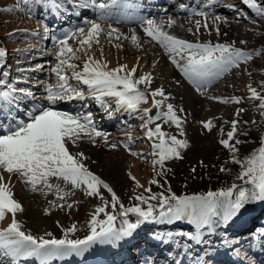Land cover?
I'll use <instances>...</instances> for the list:
<instances>
[{
    "label": "snow or ice",
    "instance_id": "obj_1",
    "mask_svg": "<svg viewBox=\"0 0 264 264\" xmlns=\"http://www.w3.org/2000/svg\"><path fill=\"white\" fill-rule=\"evenodd\" d=\"M50 3L54 8L59 7L57 0H50ZM111 3L115 4L116 0H111ZM244 3L264 15V6H261L257 0H244ZM80 6L94 8L99 11L101 18H109L108 13L100 11L108 9L109 3H98L97 0H80ZM128 6L131 7L132 5L129 4ZM4 10L11 11L12 9L6 8ZM200 15H204V13H200ZM85 23L89 25L87 31L83 27H78L74 33H66L62 39H58L56 36L51 37L59 45L55 52L58 63L52 68V71L56 73L60 83L55 89L51 85L48 87L46 100L49 106L36 104L26 113L25 119H16L8 124H0V221H3L8 214H11L12 217L11 222L6 227L0 228V256L10 258L12 264H17L18 261L31 257H36L41 260L42 264H47L52 258L83 254L89 246L97 241L115 243L132 237L134 231L147 221L171 223L187 219L196 226V231L185 235L190 240L201 243L202 230L206 226L207 230L211 232L212 226L217 220L227 223L234 218L238 219L243 215L247 204L253 201H264V137H261L259 147L245 157L243 161L233 156V161L243 167L238 179L244 180V184H233L227 189L208 191L204 195L176 196L173 194L165 196L160 193L150 195L147 198L143 195H137L135 199L148 204L147 209L145 210L139 205L125 208L123 204H120L119 215L123 217V220L122 226L117 229L114 226L117 214L106 211V208L110 203L111 207L115 209L119 200L118 196L105 181L86 167L84 160L87 158L83 152L73 154L68 147L69 144L75 145L85 135L90 138L103 135L105 140L107 139L106 135L92 126L91 114L86 117L71 115L57 111L51 105L65 97L73 98L68 95L69 92L83 98V93L77 92L68 83L70 77L65 68L73 69L71 78L87 85L92 90V94H98L97 99H102L105 96L116 97L117 105L126 106L129 109H137L142 101L148 100L145 91L137 86L151 84V74L146 73L134 79L133 74L137 71L135 67L129 70L127 65H119L109 69L107 63H102L88 55L85 46L87 49H91L93 41L99 43V35L104 29L95 20H86ZM171 23L169 21V24ZM199 27L200 22L197 21V31ZM204 27H207L206 23ZM109 28L110 31L107 33L109 37L118 32V29L112 28L111 25ZM17 31L25 30L18 29ZM44 31L45 39H47L48 29L45 28ZM144 32L165 48L170 54L169 58L172 63L181 70L185 77L197 84L198 91L203 83L211 82V78L222 74L232 66H239L240 61L252 60L253 58L250 52L234 47L232 44L191 42L171 35L151 19L146 20ZM74 35L83 37L78 41L80 48L74 49L69 44L70 36ZM116 38L119 39V36ZM131 39L133 42L138 40L136 35H132ZM241 43L245 42L241 41ZM77 51H84V55L87 57L81 71H76L78 66L72 63L73 58L78 59L76 57ZM5 55L6 50L0 48V58L5 57ZM178 56L180 60L177 59ZM181 60L185 62L181 63ZM122 72L125 74L121 75ZM117 86L122 87L118 88ZM249 92L251 98L261 101L259 107L264 108V95H261L256 88L250 85ZM32 95V92L27 89L16 88L12 84H8L6 90H0V101L4 102V107L18 110V101L25 97H32ZM150 96L152 97V105L156 109H161V106L169 98L163 87L152 90ZM156 97L161 99H155ZM217 99L229 102V98ZM231 100L239 103L237 97H232ZM166 109V111L162 109L157 111L155 115H149L147 123L163 118L165 123L175 124L180 134L183 135V119L177 112H183L184 109L177 110L172 103H167ZM239 111H243V109ZM143 112L148 114L151 109L144 108ZM201 123L208 130H211L213 126L211 120ZM238 123V120L233 119L231 130L226 133L227 138L219 141L221 145L233 153L238 152L237 145L243 143L241 140L234 139L238 132ZM146 135L149 138L155 136L158 139V143L154 144V148L159 150L158 159H155L153 163L161 167L170 158H182L179 149L189 146L187 140L178 139L175 135L165 133L160 123H156L154 128H149ZM93 143H95L94 140ZM111 147L115 148L116 145H111ZM132 155H137V153L133 152ZM220 170L225 171L226 169L222 167ZM5 174H8V179H6ZM13 175L33 191L39 190V186L48 190L55 187L60 200H64L70 193L61 189L59 185H52L49 182L50 177L61 178L73 188L84 186L86 194L89 196L102 195L100 188L103 187L111 193V201H105L103 206L96 208L89 222L90 234L83 239H69L67 237V232L76 230L75 225L65 231L64 238L52 237L51 233L47 234L51 238L37 237L23 231L16 218V213L22 212L24 209L14 197L10 179ZM131 178L135 180V177ZM151 183L155 184L158 181L152 180ZM247 185H251V187ZM146 191L151 192V189H146ZM153 200L158 201V203L156 205L151 204L150 201ZM52 203L54 206L64 207L63 204L55 205V202ZM68 207L70 208L71 204ZM157 208L159 209L158 214H156ZM101 213H104L105 219H97ZM128 213L137 214L135 222H130L127 219Z\"/></svg>",
    "mask_w": 264,
    "mask_h": 264
},
{
    "label": "bare ground",
    "instance_id": "obj_2",
    "mask_svg": "<svg viewBox=\"0 0 264 264\" xmlns=\"http://www.w3.org/2000/svg\"><path fill=\"white\" fill-rule=\"evenodd\" d=\"M137 1L139 3H142L141 8L143 9L141 8L135 10L132 9V6L134 7L137 6L135 4V2ZM137 1L128 0V2H125L124 0H117L116 3L114 5H110L108 9L100 10L109 14V18L107 19L101 18L99 11L98 12L94 11V13L97 14V16L100 19H102V21L105 20L103 24H100L104 29L103 33L105 32L108 33V31H110L109 25H111L112 28L118 29V32L114 33L110 38L123 41L125 45L119 46L115 42L107 43L100 46L98 44H94V47L89 50V53H91V55H98L100 51H103L105 59H99V61H101L102 63H107V67L109 69L116 68L119 65H127V68L130 70L135 66H137L139 69H144L149 64L148 62L150 60L149 56L147 54H142L143 59L138 61L136 64L135 61H133V59H123L120 58L119 56L114 57L113 53H118L120 56L123 54L133 53L134 51L132 50V48L126 47L128 45H133L135 47L144 46V48L150 49L151 50L150 53L154 54V57L153 56L151 57L154 58V62H155V63L153 62L154 64H152L151 66L152 68H150V72L154 73L151 76L152 82L151 84H147V85L146 84L138 85L137 87L139 89H141L142 91H149L150 94L152 90L163 87V89L167 91V93H169L168 95L170 96V98L168 99V103H172L177 110L183 108L184 111L183 112L178 111L177 114L180 116L182 115L184 117L185 115H189V114L190 116L194 114L197 115L198 110H200L201 112V109H208V107L211 106L212 104L221 107L222 111L220 118L218 117L219 121L217 122L218 125L216 128V134L215 137H212L214 138L213 143L216 142V144L208 145V147H206L208 149H214V148L218 150L221 149V151L222 150L225 151L227 155L231 152L229 149L221 145L219 141L221 139L227 138L226 133L231 130V121L233 119L239 121L237 125L238 132L235 135L234 139L241 140L243 141V143H247L248 141L250 142L254 138V135L256 134L254 130L260 127L261 123L264 122L263 119L264 108L259 107L261 103L259 99L251 98V93L249 92V85L253 88H256L261 95H264V86L262 89L256 85L257 81L261 82L263 81L264 78H262L257 71H253L254 68H252L253 70H247L246 65L239 64V66H232L228 68L227 71L220 74L223 77L222 81H217V77L219 76L218 75L215 76L214 78H211V82L203 83L202 86L200 87V90L195 91L197 92L195 94L194 90L197 89V84L193 83L191 80L185 77L184 74L181 72V70L172 63L171 59L169 58L170 54L165 50V48L158 41L153 40L144 32V27L146 26V20L151 19L155 21L156 24L161 25L163 30L170 33L171 35L177 36L182 39L185 37H190L193 40L195 39V37H193L192 34L191 35L189 34L193 26L197 28V21L200 22V27L198 30L200 32H202L205 28V27L203 28L201 24H205V23L207 24L206 28H208L210 25H214V27H216V29H218L219 32H222L224 28L227 29L229 32L230 30H238L240 28V26L236 27V24L238 23L237 20L239 19L249 20V19L241 17L240 15L237 14L236 11L238 7L236 6V3L233 2V0H137ZM161 1H163L162 5L164 7H167V9H169L171 12L175 13L176 15L175 17L161 14V12L158 11L157 8H155L156 4H159V2ZM234 1L240 2L239 0H234ZM201 3H204L202 7H200ZM74 4H79V3H74ZM129 4H131L132 6L129 7L128 6ZM0 7L13 8L15 6L14 3H10L9 0H0ZM60 7H63L62 11L61 9L57 10L54 7H52V9H54V11L52 12L51 7H43L41 5L38 6L37 9L29 8L28 10H30L32 14L38 13L39 15H42V17L46 20L50 19L51 17L55 22H56V18L54 14H56L59 17L61 16L62 19L64 18L66 19L69 13L77 12L78 10V9L73 10L67 6H65L64 9V5H60ZM206 8L209 9V11H207ZM118 11L119 12L123 11L124 13L127 14L125 17H123L122 15H118L117 13H115ZM130 11H132V14H130V16L127 17ZM200 13H204V15H200ZM251 14L254 15L253 12H251ZM120 16H122L123 18ZM119 19L122 22H126L127 24L116 22L117 20L119 21ZM169 21H171L172 23L169 24ZM31 24H32L31 28L35 29L34 34L42 38L40 35L42 30L40 29V31H37L39 27H37L33 22H31ZM56 24L59 25L58 22ZM72 27L74 26H71L70 30L67 31L61 28L60 30L55 29L56 33L58 34L57 38L60 39V37L61 36L63 37L66 33H74L75 31H71V29H73ZM26 32L27 31H20V33L18 34H25ZM132 35L137 36L138 38L137 42L132 41L131 39ZM203 35L201 36L198 35V38L196 39L199 40L203 39L202 38ZM16 36H17L16 34L11 35V37H16ZM117 36H119V39L116 38ZM75 38L76 35L70 36L69 44L70 42H73ZM192 40L191 42H194ZM207 40L210 41V39L208 38ZM38 44L39 43H35V45ZM57 46L59 47L58 44ZM0 48L4 49L5 46H3V44L1 45L0 43ZM32 55H35V53L33 52ZM37 56H39V54H37ZM3 59L4 57L0 58V60ZM21 60H18V62ZM180 62L184 63L185 61L181 60ZM43 63L46 62L41 61L35 63V65H30L24 68L33 70L38 66L42 67ZM257 64H258L257 60L253 61V66H257ZM42 70L44 71V69ZM0 73H2V75L4 76L5 74H7V71L5 69H2ZM120 74L124 75L125 73L122 72ZM139 76L141 75L140 74L136 75L137 78H139ZM69 77H70L69 80H71L72 79L71 76ZM161 78L163 79L161 80ZM2 80L3 78L1 76L0 81ZM55 80H58V77L56 78L49 77L47 81H43L41 80V78H38L36 80L37 84H43V83L45 84L44 88L43 87L40 88L41 92H45V96L36 93L32 97V99L35 100L38 99L37 101L40 105L43 104L48 105V102L47 101L43 102L41 98H46L47 90L50 85L53 86L54 89L57 88L60 82L59 81L55 82ZM85 87H86V91H84L85 93L84 97L92 98V101L95 98L97 99L98 94H92V90L89 89L87 85H85ZM117 87L119 88L122 86H117ZM232 97L239 98V103L232 101L231 100ZM26 98L27 97L23 99L25 100ZM66 98L62 100H58L52 106L67 107L69 106V103L70 105L76 104L75 102L73 103V101L76 100L75 94L73 97L75 99L73 98L66 99ZM217 98H229V102H224L223 99H217ZM116 99H117L116 97H111V96H105L102 99H97L98 105L100 107L98 110H93L92 112L98 113L99 116L106 113V115H108V118L111 119L110 121L108 120L106 121L104 118H102L103 123L101 125V128L103 130L108 129L110 126L113 125V123L115 124L117 117L122 116L124 118L123 124L125 123V121L136 118V116H134L133 114V111H136L139 108L129 109L126 106L117 105ZM155 99H159V98L156 97ZM69 100L72 102H69ZM151 101H152V97L149 95L145 107L139 106L140 108H142L141 109L142 111L144 108L151 109V112L148 113L147 116L153 115L155 112L159 110L153 107ZM0 102H2L1 105L4 106L3 101ZM141 103L144 104L145 102L142 101ZM1 105H0V115L3 114V111L1 113V110L5 108L2 107ZM34 105L36 104L32 103V107ZM28 108L30 109V107ZM241 109H243V111H239ZM110 110H113V112H109ZM237 112H239V115H237ZM88 114H89L88 111L83 112V116H86ZM213 115H214L213 113L210 114V112H208L207 114H205V117H202V119L204 118L203 120L199 117L196 118L197 116H195V118L197 119L196 120L197 126L198 124L201 125V122L205 121V119L211 120L213 118ZM137 118L145 120L144 115L137 116ZM195 118L193 121H195ZM95 126L98 127L99 123L98 124L96 123ZM120 126L121 124L119 125V127ZM244 133H247V135H244ZM205 134L207 137L213 136L211 131L205 132ZM100 137L101 136H92L90 138L89 136L85 135L83 136L82 139L78 140L75 145L69 144L68 145L69 151L73 154L77 152H83L85 157L87 158L84 160V163L86 166H88L89 164L87 163V161L88 159H90L89 153H91L89 148V142ZM156 138L157 137L155 136L151 137L150 142L152 147L154 146V144H156ZM128 141H130V139H127V142ZM124 142H126V140ZM230 142H234V141H230ZM242 144H240V147ZM128 151L130 152V149H128V147L127 148L120 147L117 149L118 156L120 157L127 155ZM238 152L241 151L239 150ZM149 155L150 157H153L152 154ZM194 155L195 153L193 154V156ZM141 163H143L142 158H140L139 163H134L133 166L131 165L130 168L125 170L127 172V175L130 176V178L139 177L142 173L145 172L147 174H152L149 168L147 170H142L140 168ZM115 175H118L116 169H110L108 176L110 177ZM5 177L6 179H8V174H5ZM10 179H11V186L13 189L14 197L22 204L24 209L22 212L16 213V218L19 223L24 222L25 229L30 221L41 222L44 216V210H45V216H47L46 209L49 210L51 208L56 207L53 205L52 202H55V205H60L57 190L55 187H53L51 190H48L47 188H43V186H39V190L33 191L28 185L18 180L16 176L13 175L10 177ZM49 182L54 186L59 185V187L63 190L71 186L63 179L57 177H50ZM63 203H65V201L62 202V204ZM65 216L66 215L58 216V218H62L60 222V227L56 228L55 225L54 228L48 229V227L45 224V227L40 230L39 234L43 235L45 238H51L50 236L47 235L48 233H51L52 237L63 238V233H65L66 231L65 221L67 218H65ZM6 218H7L6 221H0V228L6 227L11 222V218H12L11 214H8ZM41 223L43 224L45 222H41ZM48 230L50 232H48ZM178 231L179 232L181 231L182 234H180ZM195 231H196V226L194 224H191L187 219L173 221L171 223L145 222L141 224L140 227L134 231L132 237L125 238L115 243H109L107 247L104 245L105 249L98 254H87V252H83V254L73 256V260L70 264H138L137 261L140 264H207V262H209L208 264H226V263L245 264L240 255H242L244 259L248 261L247 264H249L251 261H256L254 264L264 263V201H253L247 204L246 210L243 211V215H241V217L238 219L234 218L232 221H228L227 223H223L217 220V222L213 224L211 232L207 230V226H206L205 229L202 230L203 235H202L201 243H197L194 240H190L188 236L185 235L186 233L189 232L195 233ZM64 260L65 257L52 258L47 262V264H57L55 263L56 261L62 263ZM22 261L25 263H23ZM3 262L4 263L7 262V264H12L10 258L0 256V264H3ZM35 262H36V257H31V259L30 258L22 259L18 261L17 264H38ZM38 262L42 264L40 259Z\"/></svg>",
    "mask_w": 264,
    "mask_h": 264
},
{
    "label": "rangeland",
    "instance_id": "obj_3",
    "mask_svg": "<svg viewBox=\"0 0 264 264\" xmlns=\"http://www.w3.org/2000/svg\"><path fill=\"white\" fill-rule=\"evenodd\" d=\"M9 1L10 3H14L15 6L11 8L12 9L11 11H5L4 9L6 8L0 7V43L1 45L3 44V46H5L4 49L6 50V55L2 60V62H0V71L2 69H5L7 71V74L4 76L2 75V73H0V79L1 76L3 78L2 80L3 83L0 84V90H6V86L8 84H12L16 88L20 87L31 91L33 94L32 97L36 93L45 96V92H41L40 89L42 87L44 88L45 84L44 83L37 84L36 80L38 78H41V80L47 81L49 77L50 78L57 77L56 73L52 71V68L55 67V65L58 63V58L55 55V52L59 47L51 39L52 36L58 37V34L56 33L55 29L60 30V28H64L67 31L70 29L72 24H76L73 27V29H71V31H75L76 28L78 27H83L85 28V31H87L89 25L85 23L86 20L89 21L95 20L99 24H103L105 20L102 21V19H100L97 16V14L94 13V11H96L94 8L81 7L80 0H57L59 5L58 8H55L57 10L58 9H61V11L63 10V7H60V5H64V9L65 6L70 7L73 10L74 8L78 9L77 13H72L71 15H69L66 18L67 21L65 22L63 21V23L60 25L61 27H59V25L57 26L55 25V22L53 21L47 22V20L44 19L42 15H39L38 13L32 14V12L28 10L29 8L37 9V7L41 5L43 7H51V11L53 12L54 9H52L50 0H33V1L9 0ZM239 1L240 2H236L233 0V2H235L236 6L238 7L236 11L237 14L249 20H241V19L237 20L238 23L236 24V27L240 26L238 30H230L228 32V30L224 28L222 32L219 31L217 32V29L216 27H214V25H210L208 28L206 27L204 28V24H201V26L204 28L203 30L204 33L203 31L202 32L197 31V28L193 26L189 35L192 34L193 37H195V39L192 40L190 37H185L183 39L187 40L188 38V41L192 40L194 42H201V43H208V42L212 44L227 43V44H232L234 47H239L244 51L250 53L252 52L251 53L253 56L252 60L240 61L239 64L246 65L247 70H253L252 68H254L253 71H257L259 75L262 78H264V62H262L264 61V57H263L264 56V15L258 13L256 9L249 7L247 4L244 3V0H239ZM97 2L98 3L104 2V3H109L110 5H114L111 3V0L110 1L97 0ZM257 2L261 6H264V0H257ZM74 3H79V4H74ZM135 4L138 5L137 8H140L142 6V3H139L138 1L135 2ZM162 4L163 1L159 2V4H156L155 6V8H157V10L161 12V14H165L171 17L176 16L175 13L171 12L169 9H167V7H164ZM203 5L204 3H201L200 7H202ZM207 11H209V9H207ZM251 12H253L254 15H252ZM69 18H72V21L71 19L69 20ZM31 22H33L37 27H39L37 31H40V29L42 30L40 34L42 38L34 34L35 29L31 28L32 25ZM116 22L127 24L126 22H122L121 20L119 21L117 20ZM45 28L48 29L47 39H45V31H44ZM18 29H24L27 32L25 34H18L20 33V31H17ZM10 33L11 35L16 34L17 36L11 37ZM198 35L200 36L203 35L202 36L203 39L201 40L196 39L198 38ZM63 37L61 36L60 39H62ZM82 38L83 37L76 35L75 40L73 42H70V46H72L74 49L80 48L78 41ZM207 38L210 39V41H208ZM241 41H244L245 43H241ZM111 42H115L119 46L125 45L123 41L116 40L110 37L108 38L106 32L105 33L101 32V34L99 35V43L93 41L91 49L94 47V44H98L100 46ZM35 43H39V44L35 45ZM126 47L132 48L134 52L131 54H123L121 56L118 53H113V56L114 57L119 56L120 58L123 59H133V61H135V63L137 64L138 61L143 59L142 54H147L150 59L148 61L149 62L148 65L150 66L147 65L144 69H139L137 66H135L137 71L136 73L133 74V78L134 79L137 78L136 75L138 74L144 75L146 73H150L152 76L154 73L150 72V68H152L151 66L155 62L153 58L154 54L150 53L151 50L148 48H144V46L135 47L133 45H128ZM89 50L90 49H87L85 46V51L88 52V55H91V53H89ZM33 52L35 53V55H32ZM37 54H39V56H37ZM91 56H93L94 59L96 60L105 59L103 51H100L98 55H91ZM76 57H78V59L73 58L72 63L78 66L75 69L76 71H81L83 67V63L87 57L84 55V51H77ZM177 59L180 60V57L178 56ZM18 60L21 61L18 62ZM256 60L258 64L257 66H253V61ZM41 61L46 62L42 64V67L39 66L37 68H34L33 70L24 68L30 65H35V63ZM42 69H44V71ZM65 71L68 73L69 76H71L73 69L65 68ZM162 79L163 78H161V80ZM222 80L223 77L219 75L217 77V81H222ZM57 81L59 80H55V82ZM68 83L73 88H75L77 92H82L83 98L76 96V100L73 101V103L74 102L76 103L75 105L72 103H71L72 105H70L69 103V106L67 107H56L52 105L51 106L57 111L69 113L71 115H79L81 117H86L89 114H91L92 126H94L96 130L103 132L104 135H106L107 137L106 140L104 136H101L100 138H96L94 140L95 143H93V140L89 142V148L91 153H89L90 159H88L87 161L89 165L86 167L95 175L99 176L103 181H105L118 196L119 200L117 202V207L113 209L111 207V204L109 203L108 207L106 208V211L117 214V219L114 222V226L117 229L122 226V220H123V217L119 215V212L121 211L119 207L120 204H123L125 208L134 205H139L143 209L145 210L147 209L148 204L141 203L140 201L135 199L137 195H143L145 198L149 197L150 195L153 194L158 195L160 193H163L165 196H171L173 194H175L176 196L204 195L208 191H212V190L219 191L221 189H227L231 187L233 184H237V185L244 184L245 183L244 180L238 179V175L243 170V167L241 164H236L233 161L232 156H235L236 159H240L243 161L245 157H247L251 152H253L255 149L259 147L260 138L264 137V122H262L260 127H258L257 129L255 128L256 130H254V132L256 134L254 135V138L250 142L248 141L247 143H243L241 147L240 145L237 146L241 152H236L233 154V152L228 151L230 153L227 155L226 152L223 150L221 151V149L218 150L214 148L215 149L214 150V149L206 148L208 147V145L216 144V142L213 143L214 138L212 137H215L216 134V128L218 125L217 122L219 121L222 111L221 107H218L214 104L209 106L208 104L209 106L208 109H201V112L200 110H198L197 115L194 113H193L194 115L190 116L189 114V115H185V117L181 115V117L183 118L182 127L184 131V134L181 135L180 131L176 128L175 124L171 122L165 123L163 118L159 121L154 120L151 123H147V118L149 115L147 116V114H145L141 110L142 108H140V107H145L147 101L144 104L140 103L139 105L140 107H138L139 109L133 111V114L134 116H136V118L132 120L135 121H132L130 119L128 120L129 123L128 121H125V123L123 124L124 118L120 116L117 117V120L115 119L118 122L115 121V124L113 123V125L110 126L108 129L103 130L101 128V125L103 123L102 118H104L106 121L107 120L110 121L111 119L108 118V115H106V113L102 114L103 116L102 115L99 116L98 113L92 112L93 110H98L100 107L98 105L97 99L95 98L92 101V98L84 97L85 96L84 91H86V87L84 84L80 83V81H76L74 78H72L71 80L68 81ZM256 85L263 89L264 79L261 82L257 81ZM195 91H197V89L194 90V93L196 94L197 92ZM145 93L148 96L150 95L149 91H145ZM165 94L168 95L169 93L165 91ZM68 95L74 97V93L72 92H69ZM32 97H27L25 100L20 99L18 101L20 107L18 110L5 108L3 110V114L0 115V124H8L10 122H14L16 119H25L26 113L32 107V103L39 104L37 101L38 99L35 100L32 99ZM168 97L170 98L169 95ZM158 98L161 99L160 97ZM41 99L43 102L47 101L46 98H41ZM168 99L161 106L162 110L165 111L167 110L166 103H168ZM69 102L72 101L69 100ZM1 104L2 102H0V105ZM43 105L45 107L49 106L45 104ZM28 107H30V109ZM161 109H159L158 111H160ZM85 111H88L89 114L83 116V112ZM109 112H113V110H110ZM208 112H210V114L212 113L214 114L213 118L212 119L210 118L213 124L212 127H214L211 128V130L206 129L202 123L201 125L198 124L199 126L198 127L196 123L197 120L196 118L199 117L202 119V117H205V114H207ZM155 113L153 115H155ZM140 115L141 116L144 115L145 120L137 118V116ZM195 116L197 117L195 118ZM194 118L195 121H193ZM263 119H264V113H263ZM205 121H207V119H205ZM96 123L97 124L99 123L98 127L95 126ZM156 123H161L162 130L165 133L169 135H175L177 136L178 139L187 140L189 145L187 148L179 149V151L181 152V156L184 155L182 156V158H170L164 162L163 167L153 163L155 159H158L159 150L154 148V146L153 147L151 146V142H150L151 138H149L146 135L148 129L154 128ZM184 123L187 125H185ZM120 124L121 126L119 127ZM207 130L211 131L213 136L207 137L205 134V132H208ZM127 139H130V141L127 142ZM125 140L126 142H124ZM156 143H158L157 138H156ZM111 145H116V147L113 148L111 147ZM120 147H126V148L128 147V149H130V152L128 151L127 155L120 157L118 156L117 153V149ZM133 152L137 153V155H132ZM194 153L195 155L193 156ZM149 154H152L153 157H150ZM187 154H190L191 156ZM140 158L143 159V163L140 164V168L142 170H147L149 168L152 174H147L145 172L142 173L139 177H136L135 180H133L132 178H130V176L127 175V172L125 170L130 168L131 165L133 166L134 163H139ZM222 167L225 168L226 170L221 171L220 169ZM110 169H116L118 175L109 177L108 173ZM152 180H157L158 183L155 184L151 183ZM247 186L251 187V185H247ZM149 188L151 189V192L146 191V189ZM64 191L70 193L65 197L64 200L59 199L60 204H62V202L65 201V203H63L64 207L56 206L55 208H51L47 210L46 211L47 216H45V210H44V216L41 220V222H45L43 224L39 221L38 222L30 221L25 229L24 222L20 223L22 226V230L25 231L26 233H31L32 235L37 237L43 236L40 235L39 232L42 228L45 227V224L48 227V229L54 228L55 225L56 228H58L60 227V222L62 219V218H58V216L66 215L65 216V218H67L65 221L66 230L71 228L73 225H75V229H76L75 231L67 232V237L69 239H83L85 236L89 235L90 227H91L89 222L92 218V214L95 212L97 207L103 206L105 201H111V193H109L107 189L101 187L100 192L102 195L89 196L86 194V190L84 186H81L80 188H73L72 186H70L66 188ZM234 194H235V190H234ZM150 203L156 205L158 201L153 200L150 201ZM69 204H71L70 208L68 207ZM158 212L159 209L157 208L156 214H158ZM105 218L106 217L104 213L99 214V216L97 217V219H101V220ZM6 219L7 218H5L3 221H6ZM127 219L130 222H135V220L137 219V214L128 213ZM147 222L155 223L156 221H147ZM48 232L50 231L48 230ZM179 233L182 234L181 231ZM64 236L65 233H63V238ZM108 244L109 243H100L99 241H97L93 243L91 246H89V248L85 252H87V254H98L105 249L104 245L107 247ZM73 256L76 255L73 254L70 256H66L65 260L62 263H59L57 261L55 263L70 264L73 260ZM38 261L39 259L36 258L35 263L41 264ZM3 264H7V262L5 263L3 262Z\"/></svg>",
    "mask_w": 264,
    "mask_h": 264
},
{
    "label": "trees",
    "instance_id": "obj_4",
    "mask_svg": "<svg viewBox=\"0 0 264 264\" xmlns=\"http://www.w3.org/2000/svg\"><path fill=\"white\" fill-rule=\"evenodd\" d=\"M212 191H216V190H212Z\"/></svg>",
    "mask_w": 264,
    "mask_h": 264
}]
</instances>
